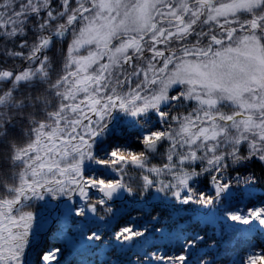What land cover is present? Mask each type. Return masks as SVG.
<instances>
[{"label": "snow or ice", "instance_id": "obj_1", "mask_svg": "<svg viewBox=\"0 0 264 264\" xmlns=\"http://www.w3.org/2000/svg\"><path fill=\"white\" fill-rule=\"evenodd\" d=\"M116 110L145 122L155 112L160 124L138 148L101 155ZM257 164L264 171V0H0V264H61L63 249L33 230L35 202L64 199L101 220L125 195L146 210L215 209L264 189ZM202 179L213 194L197 190ZM226 219L246 241L264 234V204ZM155 233L120 227L101 264H193L205 240L179 226ZM177 239L183 250L167 254ZM213 259L202 251L194 264ZM230 264H264V249Z\"/></svg>", "mask_w": 264, "mask_h": 264}, {"label": "trees", "instance_id": "obj_2", "mask_svg": "<svg viewBox=\"0 0 264 264\" xmlns=\"http://www.w3.org/2000/svg\"><path fill=\"white\" fill-rule=\"evenodd\" d=\"M130 147L138 148L136 143ZM254 167L258 174L264 175L260 165ZM95 175H103L105 178L114 176L113 173L108 175L99 170ZM196 187L198 191L213 194L207 180L202 179ZM125 196L127 198L118 203L113 201L114 212L104 220L96 215L76 217L73 214V205L69 213L63 209L60 216H55L51 213L53 207L47 200L35 202L33 208L39 226L33 230L41 233L43 248L63 249L61 264H101L100 257L103 255L104 246L115 245L112 238L114 232L127 225H133L137 229L149 225L153 236L157 235L155 228L161 225L167 226L169 230L179 226L188 239L194 234L205 236V240L189 252L193 264L202 251L214 258L213 264H230L237 256L243 257L250 252L264 249V234L256 232L254 238L246 241L243 238L245 230L237 228L226 219L227 212L243 210L246 213L249 207L264 204V189L258 190L252 200L242 198L222 200L215 209H203L197 205L180 206L171 201L160 200L154 209L146 210L144 203ZM146 200L149 203H156L152 200V195L146 197ZM76 206H79V201ZM152 215H159V220L152 221ZM93 231L102 234L101 241L89 243L85 239L86 235ZM213 241L216 248L208 249L207 245ZM182 250L183 245L179 239L174 246L165 248L167 254H178Z\"/></svg>", "mask_w": 264, "mask_h": 264}, {"label": "flooded vegetation", "instance_id": "obj_3", "mask_svg": "<svg viewBox=\"0 0 264 264\" xmlns=\"http://www.w3.org/2000/svg\"><path fill=\"white\" fill-rule=\"evenodd\" d=\"M145 123H147V127ZM159 124L160 119L155 112L149 113L148 120L145 122L143 120L138 121L136 117L131 116L127 112L119 110L114 111L113 119L110 124V133L97 142L101 148L100 154L104 155L105 152L111 151L116 146L131 148L130 146L136 143L137 147H139V141L137 142L138 137H141L149 130L157 128ZM135 139L137 140L135 141ZM97 170L106 172L108 175L112 174L94 163H88L86 166V172L89 175H94ZM126 198L127 197L124 196L122 199ZM46 200L52 205L53 211L51 213L55 216H59L57 207L59 206L62 212L64 204L68 202L64 199L57 201L48 198Z\"/></svg>", "mask_w": 264, "mask_h": 264}, {"label": "rangeland", "instance_id": "obj_4", "mask_svg": "<svg viewBox=\"0 0 264 264\" xmlns=\"http://www.w3.org/2000/svg\"><path fill=\"white\" fill-rule=\"evenodd\" d=\"M122 198H123V197H122ZM122 198H120V199H116V200H124V199H122ZM114 201H115V200H114ZM71 208H72V205H71L69 202H67V203L64 204V210H65L66 213H69V212L71 211ZM59 216H60V215H59ZM38 226H39V222H38V221H35L34 229H37Z\"/></svg>", "mask_w": 264, "mask_h": 264}, {"label": "water", "instance_id": "obj_5", "mask_svg": "<svg viewBox=\"0 0 264 264\" xmlns=\"http://www.w3.org/2000/svg\"><path fill=\"white\" fill-rule=\"evenodd\" d=\"M114 202L118 203V202H120V200H115ZM57 210H58V215H60L61 210H60V207L59 206L57 207Z\"/></svg>", "mask_w": 264, "mask_h": 264}]
</instances>
